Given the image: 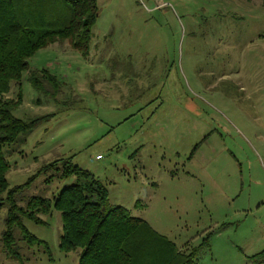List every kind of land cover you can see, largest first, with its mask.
Listing matches in <instances>:
<instances>
[{
  "label": "rangeland",
  "instance_id": "1",
  "mask_svg": "<svg viewBox=\"0 0 264 264\" xmlns=\"http://www.w3.org/2000/svg\"><path fill=\"white\" fill-rule=\"evenodd\" d=\"M88 57L67 42L28 59L63 84L56 102L23 74L12 112L54 118L2 149L9 188L70 158L111 206L145 221L198 264H264V4L258 0H97ZM12 85L6 97L14 98ZM68 103L61 106L62 103ZM196 147V149H195ZM102 159L95 161V156ZM35 177L18 201L53 199L73 180ZM7 206L0 209V236ZM25 221L48 248L23 264H77L59 213ZM0 264L8 259L0 243Z\"/></svg>",
  "mask_w": 264,
  "mask_h": 264
},
{
  "label": "trees",
  "instance_id": "2",
  "mask_svg": "<svg viewBox=\"0 0 264 264\" xmlns=\"http://www.w3.org/2000/svg\"><path fill=\"white\" fill-rule=\"evenodd\" d=\"M258 1L264 4V0ZM97 17V0H0V209L3 203L7 206L0 236L2 250L8 259L19 264H23L20 244L48 252L47 245L30 234L24 222L44 225L41 217L52 206L61 220L58 249L64 254L80 249L77 264H198L197 250L179 251L145 221L131 217L122 207L111 206L105 186L70 158L48 162L25 184L8 187L5 176L10 165L2 149L56 115L55 112L24 120L13 116L22 101L23 74L32 89L53 102L63 87L47 70H29L28 59L39 50L62 42L88 57ZM12 85L18 87L15 99L6 97ZM66 105L64 102L61 106ZM39 175L48 176L46 184L52 180L73 183L51 200L35 196L19 204L18 197Z\"/></svg>",
  "mask_w": 264,
  "mask_h": 264
},
{
  "label": "built area",
  "instance_id": "3",
  "mask_svg": "<svg viewBox=\"0 0 264 264\" xmlns=\"http://www.w3.org/2000/svg\"><path fill=\"white\" fill-rule=\"evenodd\" d=\"M101 159H102V156H100V155L95 156V161H99Z\"/></svg>",
  "mask_w": 264,
  "mask_h": 264
}]
</instances>
